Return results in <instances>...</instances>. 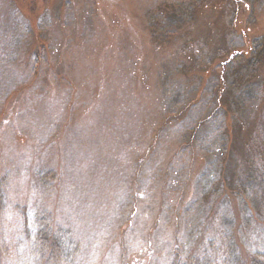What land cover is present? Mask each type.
<instances>
[{
  "label": "rangeland",
  "instance_id": "1",
  "mask_svg": "<svg viewBox=\"0 0 264 264\" xmlns=\"http://www.w3.org/2000/svg\"><path fill=\"white\" fill-rule=\"evenodd\" d=\"M188 1L0 0V24L34 26L46 10L56 16L45 35L24 39L10 76L0 77L12 83L0 92V177L7 174L9 205L48 211L70 229L80 244L76 264L176 258L185 234L178 218L198 198L204 158L179 155L180 130L172 120L163 126L161 85L185 82L174 72L184 55L153 43L148 24ZM248 9L239 7L233 31L245 40L264 36V4L252 21ZM42 44L50 49L36 78L27 61ZM263 107L264 96L257 117ZM36 169L56 179L43 186ZM17 221L11 213L2 224L6 240ZM0 264L17 263L1 254Z\"/></svg>",
  "mask_w": 264,
  "mask_h": 264
},
{
  "label": "trees",
  "instance_id": "2",
  "mask_svg": "<svg viewBox=\"0 0 264 264\" xmlns=\"http://www.w3.org/2000/svg\"><path fill=\"white\" fill-rule=\"evenodd\" d=\"M263 4L189 0L148 24L153 43L174 45L184 55L174 72L185 82L161 85L163 126L168 130L172 120L180 130L179 155L194 150L204 158L195 181L198 198L178 218L185 234L171 264H264V107L257 117L264 96L259 79L264 36L245 40L233 31L241 5L249 8L252 21ZM213 7H219L215 18ZM55 20L46 10L34 26L0 24V77L10 76L24 39L45 35ZM49 49L42 44L29 53L33 77L40 76ZM6 88L12 83L0 81V92ZM34 175L43 186L56 179V172L45 169ZM6 181L5 173L0 177V255L12 256L17 264H76L80 244L70 229L55 225L48 211L9 205ZM11 213L18 221L6 240L2 224Z\"/></svg>",
  "mask_w": 264,
  "mask_h": 264
}]
</instances>
